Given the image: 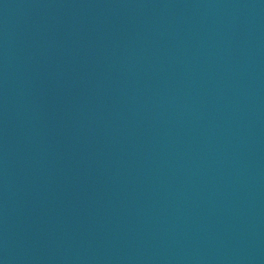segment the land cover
I'll return each mask as SVG.
<instances>
[{
    "label": "water",
    "instance_id": "water-1",
    "mask_svg": "<svg viewBox=\"0 0 264 264\" xmlns=\"http://www.w3.org/2000/svg\"><path fill=\"white\" fill-rule=\"evenodd\" d=\"M0 264H264V0H0Z\"/></svg>",
    "mask_w": 264,
    "mask_h": 264
}]
</instances>
